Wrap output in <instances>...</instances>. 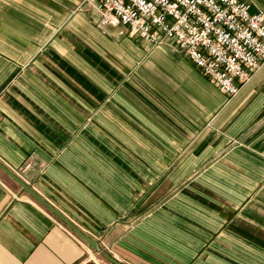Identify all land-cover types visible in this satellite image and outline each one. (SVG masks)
Listing matches in <instances>:
<instances>
[{
    "label": "crops",
    "instance_id": "crops-1",
    "mask_svg": "<svg viewBox=\"0 0 264 264\" xmlns=\"http://www.w3.org/2000/svg\"><path fill=\"white\" fill-rule=\"evenodd\" d=\"M99 20L0 0V160L123 264H264V62L229 96ZM0 264L111 263L0 168Z\"/></svg>",
    "mask_w": 264,
    "mask_h": 264
},
{
    "label": "built area",
    "instance_id": "built-area-1",
    "mask_svg": "<svg viewBox=\"0 0 264 264\" xmlns=\"http://www.w3.org/2000/svg\"><path fill=\"white\" fill-rule=\"evenodd\" d=\"M99 26L154 44L174 41L202 73L235 95L264 62V13L251 0H86Z\"/></svg>",
    "mask_w": 264,
    "mask_h": 264
},
{
    "label": "water",
    "instance_id": "water-1",
    "mask_svg": "<svg viewBox=\"0 0 264 264\" xmlns=\"http://www.w3.org/2000/svg\"><path fill=\"white\" fill-rule=\"evenodd\" d=\"M0 168L10 176L15 182H17L27 193L38 200L41 204L45 205L49 210H51L56 216H58L67 226H69L82 240L89 244V246L102 254L111 264H123L117 260L110 252L104 249L100 242L92 237L91 235L80 229L74 222H72L67 216L60 212L52 203H50L46 198L39 194L35 189H33L29 184H27L16 172L9 168L0 160Z\"/></svg>",
    "mask_w": 264,
    "mask_h": 264
},
{
    "label": "rangeland",
    "instance_id": "rangeland-1",
    "mask_svg": "<svg viewBox=\"0 0 264 264\" xmlns=\"http://www.w3.org/2000/svg\"><path fill=\"white\" fill-rule=\"evenodd\" d=\"M170 44L175 45V46L177 45L174 41H170Z\"/></svg>",
    "mask_w": 264,
    "mask_h": 264
}]
</instances>
